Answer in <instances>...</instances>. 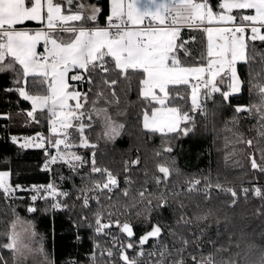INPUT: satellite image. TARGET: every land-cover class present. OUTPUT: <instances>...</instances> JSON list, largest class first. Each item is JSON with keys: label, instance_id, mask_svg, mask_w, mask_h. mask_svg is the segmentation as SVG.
<instances>
[{"label": "snow or ice", "instance_id": "1", "mask_svg": "<svg viewBox=\"0 0 264 264\" xmlns=\"http://www.w3.org/2000/svg\"><path fill=\"white\" fill-rule=\"evenodd\" d=\"M29 22L41 27H23ZM186 30L202 31L206 36L205 50L195 64L185 63L192 56L187 45L195 40L194 36L182 38ZM40 44L43 52L37 51ZM241 67L247 69L246 74L241 73ZM4 75L10 76L13 86L3 91L30 102L31 108L24 115L31 122L39 123L38 111L47 112L51 133L50 137L39 132L11 136V142L21 149H45L47 171L57 163L74 174L88 167L76 198L82 208L92 211V221L88 222L87 216L81 220L96 236L111 237V247L94 243L90 264H264V246L247 240L243 232L235 239L236 234L228 232L226 241L220 242L224 233L217 230L213 239L208 232L210 219L216 224L220 220L211 209L194 204L191 216L185 212L192 193L207 201L215 189L229 195V207L234 208L241 199L246 201L250 192L264 200V188L242 187L238 193L207 178L203 185L199 178L187 180L182 190L169 184L180 174L171 156L174 141L194 133L197 116L207 121L217 115L207 107L209 101L216 107L228 106L234 113L223 129L228 133L224 147L231 146L225 162L235 156L234 145L243 144L255 149L247 156L251 169L264 174V146H260L264 142V0H109L107 15L99 0H0V76ZM133 82L146 106L159 105L145 108L142 127L161 136L162 147L154 155L164 162L156 164L159 175L149 177L145 169L137 186L130 173L141 160L137 156L125 161L121 186L117 174L98 164V145L84 133L95 120L102 128L101 138L114 141L120 135L124 125L116 117L125 111L116 89L122 83L127 95ZM245 91L253 99L248 104L232 105V99ZM174 100L186 107L169 106ZM0 119L10 116L0 113ZM241 119H255V144L239 131ZM80 148L91 151L85 157L73 150ZM234 163L239 165V161ZM10 176V171H0V196L6 200L24 190L11 184ZM149 184L155 186L154 191L149 190ZM33 189L52 197L53 209L66 207L55 198L69 193L54 183ZM181 197H188L189 203ZM37 198L32 196L33 201ZM164 210L172 212L173 224L153 222V213L162 216ZM28 211L37 209L29 207ZM255 215L264 217V211L257 209ZM120 216L143 217V223L151 227L137 236L134 225ZM19 220L17 217L0 234L6 239L0 242V250L11 254L12 264H26L36 254L43 255L44 264H54L42 244L32 247L40 241L30 222H24L28 226L23 235L17 231ZM193 227L197 231H192ZM112 228L124 239L113 235ZM0 264H8L2 251ZM67 264L77 262L69 260Z\"/></svg>", "mask_w": 264, "mask_h": 264}, {"label": "trees", "instance_id": "2", "mask_svg": "<svg viewBox=\"0 0 264 264\" xmlns=\"http://www.w3.org/2000/svg\"><path fill=\"white\" fill-rule=\"evenodd\" d=\"M86 2L96 3L97 0H86ZM215 2L216 0H213V3ZM99 3L104 9V15H107L109 0H99ZM103 22L102 17L100 23L103 24ZM26 26L40 25L29 22ZM181 35L185 40H189L192 36L195 37V40L187 45L192 56L185 61L186 64H195L205 50L206 36L202 31L188 30L182 32ZM240 71L242 74H246L247 69L241 67ZM69 83L75 82L69 81ZM12 86L10 76H0V113H7L10 116V119H0V171H10V183L20 185L21 189L47 185L52 182L58 189L67 191L69 195L61 201L62 205H66V207L62 206L55 211L50 210L48 202H38L32 205L31 196L23 203L14 202L11 199L6 200L0 196V234L6 232L9 224L20 217L32 223L34 231L40 236L39 244H42L45 253L54 261V264H67L77 252L78 255L81 253L78 256V262L84 263L83 256L91 249L92 240L89 232L80 228L79 225L85 224L81 220V216H87L89 220H92V211L82 208L81 201L76 197L79 195L77 189L81 186V177L88 173V167L82 168L79 174H74L66 166L58 164L50 174L45 170L46 157L42 150L21 149L17 144L11 142V136H31L42 131L45 123L44 113L38 112L36 115L39 123L28 124V118L24 115V111L30 110V102L20 100L15 93L3 91L4 88ZM80 87L83 88L84 86ZM32 90L37 91V89ZM125 90L122 83L116 89L120 96V107L125 111V115L116 117L117 121L124 125L120 135L114 141L101 138L102 128L95 120L93 127L86 128L84 134L98 145L95 149L98 164L117 174L122 182L121 186H123L124 162L134 160L139 156L141 164L133 167L130 173L139 186V182L144 179L145 169L148 171L149 177L153 174L159 175L156 172V164L164 161L155 157L154 152L161 149L162 138L159 134L149 133L142 127L143 111L146 107L150 110L156 105L146 106L140 100L135 82H133V88L127 92V95L124 94ZM252 99L245 91L243 94L234 97L231 103L232 105L248 104ZM216 102L217 104L220 102L218 95ZM169 106L186 107L184 102L179 100L171 101ZM207 107L209 110L216 111L217 115L215 117L210 116L207 121L197 116L194 133L174 141L175 148L171 156L174 157L180 174L171 178L170 186L175 184L177 190H182L186 188L185 181L187 180L199 178L201 185H203L205 178H207L213 184L219 182L224 187H233L238 193L242 187L251 189L254 186H260L264 188V174L252 170L247 159L248 154L255 151L254 148L249 149L243 144H236L234 145L235 156L232 160L225 162L224 157L227 152L231 151V146L229 148L224 147V137L228 133L223 129L225 122L234 115L232 109L228 106L216 107L211 101L208 102ZM109 111L112 112L114 109L110 108ZM255 123V119H241L238 125L239 131L244 134L245 138L253 139L254 144L256 132L253 125ZM260 146H264V142H261ZM73 150L85 157L91 151L83 148ZM234 161H239V165H236ZM148 187L149 190H155L153 184H149ZM181 199L189 203L188 197H181ZM230 201L229 195L215 189L212 190L211 199L207 201L202 195L192 193L191 203L185 212L191 216L192 205L194 204H199L204 210L211 209L220 220V223L216 224L214 220L210 219L208 232L213 239L216 238L217 230L224 233L220 237V242L226 241L228 232L236 234L234 239L243 232L247 240L253 241L256 245L264 246V217L258 218L255 215L257 209L264 211V200L254 197L250 192L248 199L246 201L241 199L234 208L229 207ZM104 203L107 205L108 202L104 201ZM29 207H35L37 211L29 212ZM92 208H95V204L92 205ZM120 210L122 211V209ZM225 217L228 219L225 220ZM120 219L122 221L128 219L134 225L137 236L142 235L151 227L150 224L143 223V217L120 216ZM152 220L153 222L162 221L171 225L174 217L171 211L164 210L162 216L153 213ZM74 226L84 236V242L81 245L74 243ZM192 231H197V229L193 227ZM118 235L121 240L124 239L119 233ZM0 242H6L2 235H0ZM0 251L8 260V264H12L11 254L7 250ZM41 259L39 258V262Z\"/></svg>", "mask_w": 264, "mask_h": 264}, {"label": "built area", "instance_id": "3", "mask_svg": "<svg viewBox=\"0 0 264 264\" xmlns=\"http://www.w3.org/2000/svg\"><path fill=\"white\" fill-rule=\"evenodd\" d=\"M41 26H39L38 28H40ZM38 28H35V29H32V30H37ZM191 42H193V41H191ZM38 52H43V44H41L40 45V47H39V51ZM38 113V112H37ZM36 113V114H37ZM42 113H44V116H45V123H44V126H43V130L42 131H40L39 133H43L46 137H50L51 136V133H50V129H49V123H48V115H47V112H42ZM28 123L29 124H33L34 122H31V121H29V119H28ZM36 133H38V132H36ZM35 133V134H36ZM35 134H32L31 136H33V135H35ZM46 147H47V144H46ZM31 149H36V150H42L43 152H44V154H45V157H46V161H45V164L47 163V161H48V154L45 152V149H43V148H35V147H32ZM49 152H54V150H52V149H50L49 148ZM59 163H57V164H54V165H51L50 167H51V171H48L50 174L52 173V170H53V168L56 166V165H58ZM50 183H52V182H50ZM60 191H63V190H61V189H59ZM63 192H67V191H63ZM33 195H36L38 198L35 200L36 202H48L49 204H50V207H51V211H55V210H58L59 208H56V209H53L52 208V204H53V202H54V200H53V198L52 197H48L47 196V193H44V192H36L33 188H25L23 191H18L16 194H15V196L11 199L12 201H14V202H19V203H23V202H25L26 200H27V198L29 197V196H33ZM40 196H44V197H46V198H43V199H41V198H39ZM67 197V196H66ZM65 196H58V197H56L55 199L56 200H59L60 202L64 199V198H66ZM113 229V232H112V234L113 235H115L114 233L116 232V228H112ZM111 229V230H112ZM110 230V231H111ZM74 232H75V240H74V243L76 244V245H81L83 242H84V236L81 234V231L76 227V226H74ZM118 236V235H117ZM105 237V236H104ZM111 239V237H106V240L108 241V240H110ZM93 251V245H92V247H91V249L88 251V252H86L85 254H84V263H81V262H78V260H79V255L81 254H79L78 255V252L76 253V255L75 256H73V258H71V259H69V260H75L76 262H77V264H85V263H90V253Z\"/></svg>", "mask_w": 264, "mask_h": 264}, {"label": "rangeland", "instance_id": "4", "mask_svg": "<svg viewBox=\"0 0 264 264\" xmlns=\"http://www.w3.org/2000/svg\"><path fill=\"white\" fill-rule=\"evenodd\" d=\"M71 103V102H70ZM142 122H143V118H142ZM29 124V123H28ZM30 125V124H29ZM15 136H18V137H26V136H19V135H15ZM18 145V144H17ZM19 146V145H18ZM27 149H31V148H27ZM9 181H10V178H9ZM260 187V186H259ZM31 202H32V205H35L36 201H33L32 200V197H31ZM50 210H51V207H50ZM20 218V217H19ZM17 219V218H16ZM14 219V220H16ZM13 220V221H14ZM92 220H89L88 222H91ZM24 222H27L25 221L24 219L20 218L19 222L17 223V231H20L23 235V229L25 227H27L28 225ZM30 224L32 225V223L30 222ZM33 226V225H32ZM80 228L82 229H86L87 232H89V236L92 240V245H94V243H99L101 245V247H111V244L108 243V241L106 240V237L104 236H96L95 233H94V229L91 228V227H87L86 224H83V225H79ZM33 230H34V226H33ZM111 232H113V229L111 230ZM115 235H118V230H116V232L114 233ZM119 236V235H118ZM40 236L37 235V239L39 240ZM121 239V238H120ZM41 245L40 244H37V243H33L32 247L34 248H38L40 247ZM131 255V253H129ZM43 255L41 254H36V255H33V256H30L29 259L26 261V264L28 263H31V264H44V258L42 257ZM39 258H42L41 261L39 262ZM87 264H90V263H87Z\"/></svg>", "mask_w": 264, "mask_h": 264}, {"label": "crops", "instance_id": "5", "mask_svg": "<svg viewBox=\"0 0 264 264\" xmlns=\"http://www.w3.org/2000/svg\"><path fill=\"white\" fill-rule=\"evenodd\" d=\"M34 23V22H33ZM36 24V23H35ZM39 26H26V28L27 29H30V30H32V29H35V28H38ZM41 45V44H40ZM40 45H38V47H37V51H39V47H40ZM156 107H159V105H156ZM39 112V111H38Z\"/></svg>", "mask_w": 264, "mask_h": 264}]
</instances>
